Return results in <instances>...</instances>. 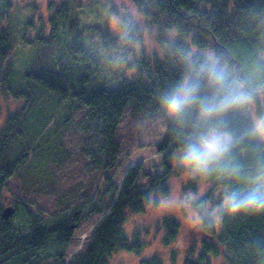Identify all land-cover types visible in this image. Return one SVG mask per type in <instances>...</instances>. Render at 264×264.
<instances>
[{
    "label": "trees",
    "instance_id": "16d2710c",
    "mask_svg": "<svg viewBox=\"0 0 264 264\" xmlns=\"http://www.w3.org/2000/svg\"><path fill=\"white\" fill-rule=\"evenodd\" d=\"M133 1L144 23L161 29L157 36L160 50L149 57L144 53L137 56L136 46L142 45V34L131 17H124L120 34L102 36L105 50L128 55L116 87L90 88L97 63L77 40L67 49V56L76 62L73 74L61 75V69L53 79L22 73L38 90L52 96L56 106L46 118L51 107L39 106L18 84L19 90L13 96H23V102L19 109L6 114L0 128V193L5 181L28 159V147L19 141L17 155L8 161L12 137L20 135L22 116L26 115L30 133L37 140L48 131L46 127L54 122L66 101L74 109L85 108V121L95 124L101 138L112 144V150L107 152L112 161L118 148L114 135L126 107H130L133 117H165L170 95L186 77L199 83L197 98L165 120L163 136L156 144V152L163 153L159 164L151 168L141 163L128 167L119 187L104 175L102 192L87 206L56 213L53 217L57 218L47 225L46 214L35 204L9 202L14 212L6 219L1 216L6 206L0 205V264H108L109 257L118 250L138 252L143 244L137 238L128 242L123 233L127 212L145 214L150 205L158 204V198L168 196L169 179L185 172L192 176L185 190L195 192L200 180L211 187L193 203L200 217L196 230L201 238L189 242L187 250L195 255L185 258L184 264H264V209L230 211L232 202L250 194L264 198V131L257 130L245 115L248 102L208 117L201 115L204 102L244 94L251 97L260 121L264 119V107L259 101L264 97V0ZM13 7L11 0H0V90L6 93L8 83L15 85L14 69L7 64L13 49L6 23ZM29 20L26 24H30ZM21 42L30 48L49 45L50 34H24ZM209 55L216 58L215 66L223 72V86L207 76V68L212 66ZM213 130L227 134V150L193 159L190 154L199 152L203 139ZM176 157L180 159L176 161ZM92 214L101 217L82 252L70 255L66 263L63 252H50V238L57 244H68L79 221ZM159 227L164 231L165 245L178 238L180 224L173 217H165ZM142 264L161 263L153 257Z\"/></svg>",
    "mask_w": 264,
    "mask_h": 264
},
{
    "label": "rangeland",
    "instance_id": "374dc122",
    "mask_svg": "<svg viewBox=\"0 0 264 264\" xmlns=\"http://www.w3.org/2000/svg\"><path fill=\"white\" fill-rule=\"evenodd\" d=\"M11 2L14 7L10 9L11 15L6 24L10 31L13 52L7 64L14 69L15 85L8 83L7 93L0 90V128L6 114L19 109L23 102V96H13V93L19 90V83L25 88L24 93L33 96L32 101H37L42 108L51 107L45 116L54 113L55 99L38 90L31 81L25 80L21 75L27 71L56 79L61 69V75L73 74L72 69L76 62L67 56V49L74 40L80 42L85 54L93 57L97 63L90 81L92 89L113 88L119 84V76L124 70L122 63L128 55L105 50L102 47V36L108 33L120 34L124 17H131L142 34V45L136 46L137 56L144 53L149 57L153 52L160 50L157 36L161 29L144 23L133 0ZM28 20L30 24H26ZM38 32L50 34L49 45L33 48L23 45L21 39L24 34L30 37ZM261 58L264 59V54ZM259 101L264 107V97H259ZM65 103L66 105L59 109L54 122H50L46 127L48 131L42 137H37V140L30 133L31 126L28 125L30 122L25 118L26 115L22 116L20 135L12 137L8 161H12L17 155L19 141L28 147V159L5 181L0 193L2 208L10 205L9 202L13 200L35 204L46 214L47 225L54 222L57 217L54 218L53 215L56 213L65 214L79 209L81 205L87 206L91 199L102 192L105 185L104 175L110 177L113 184L119 187L128 167L141 163L144 168H151L159 164L163 153L156 152V144L163 136L165 120L173 116L169 112L165 117H133L130 107H126L114 135L118 148L114 160L111 161L107 152L111 151L113 146L101 138L95 124L85 121L87 110L74 109V105L67 101ZM27 108L26 104L25 110ZM245 115L251 119L257 130L264 131L260 128V119L253 103L248 102ZM179 159L180 157H176V161ZM182 163L184 164L183 161ZM191 178L189 172L172 176L169 179L167 197L158 198V204L150 205L145 214L127 212L123 233L128 242L137 238L143 244L142 248L138 252L118 250L109 257L108 264H142V261L153 257L158 258L161 264H184L185 258H193L195 254L187 250L188 244L192 239L201 238V234L196 230L200 217L193 203L207 192L211 184L200 180L197 182V190L190 192L185 190L184 186ZM85 211L80 212V215ZM168 216L176 219L180 228L178 238L165 245L162 241L164 231L159 225ZM100 217L101 215L92 214L80 220L68 244H57L50 238V252H63L65 263L70 255L82 252L91 229Z\"/></svg>",
    "mask_w": 264,
    "mask_h": 264
},
{
    "label": "clouds",
    "instance_id": "9594fccd",
    "mask_svg": "<svg viewBox=\"0 0 264 264\" xmlns=\"http://www.w3.org/2000/svg\"><path fill=\"white\" fill-rule=\"evenodd\" d=\"M209 61L212 66L207 68V76L211 82L223 86L225 77L222 71H218L215 66L216 58L209 55ZM199 91V83L188 78L182 81L177 89L170 95L167 101V107L171 114L180 113L190 102L197 98ZM251 97L244 94L226 95L216 102H204L201 105V115L208 117L216 112H223L231 108L235 104L250 102ZM260 128L264 130V119L260 121ZM228 137L226 133L213 130L202 141V148L198 153L190 154L193 159H201L203 156H213L222 154L227 150ZM264 209V198L257 194H250L243 199L234 201L230 204V211H238L240 209Z\"/></svg>",
    "mask_w": 264,
    "mask_h": 264
},
{
    "label": "water",
    "instance_id": "95a60500",
    "mask_svg": "<svg viewBox=\"0 0 264 264\" xmlns=\"http://www.w3.org/2000/svg\"><path fill=\"white\" fill-rule=\"evenodd\" d=\"M14 212V208L13 207H11V206H6L3 210H2V212H1V216L3 217V218H7L8 216H10L12 213Z\"/></svg>",
    "mask_w": 264,
    "mask_h": 264
}]
</instances>
